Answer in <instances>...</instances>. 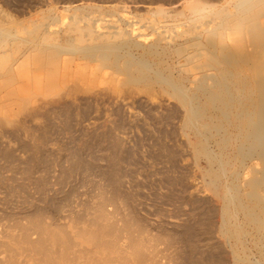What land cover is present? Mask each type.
Listing matches in <instances>:
<instances>
[{
	"label": "rangeland",
	"instance_id": "374dc122",
	"mask_svg": "<svg viewBox=\"0 0 264 264\" xmlns=\"http://www.w3.org/2000/svg\"><path fill=\"white\" fill-rule=\"evenodd\" d=\"M230 1L0 0L2 24L47 26V42L69 41L47 59L87 55L72 69L96 78L0 115V264H38L22 243L34 223L88 248L72 234L100 212L128 222L153 264H264V14L226 38L203 33L213 14L189 35L177 14ZM74 23L93 35L79 43ZM96 38L116 52H94Z\"/></svg>",
	"mask_w": 264,
	"mask_h": 264
},
{
	"label": "bare ground",
	"instance_id": "6f19581e",
	"mask_svg": "<svg viewBox=\"0 0 264 264\" xmlns=\"http://www.w3.org/2000/svg\"><path fill=\"white\" fill-rule=\"evenodd\" d=\"M231 3L229 7L221 9H214L205 4L187 3L188 13H177L178 16L188 20L189 23V29L184 32L186 33L184 35L193 34L198 30L199 27L193 24V18L196 17L203 18L208 14H213L220 22L213 29H209V26L206 25L207 28L203 33L208 36L226 38L232 37L247 25H252L264 14V0H232ZM232 8L235 11H232ZM157 13L162 17L166 15V12L162 10ZM205 24L202 25L205 26ZM73 25L69 33L74 34L75 40L79 43L85 42V36L93 35L92 27L84 29L86 34H83L82 29L76 26L75 23ZM31 27L32 29L28 30V27H19L12 22L4 25L0 21V115L2 119H7L6 116L12 110L14 111L15 106L21 108L38 95L50 93L60 85L71 84L73 87H78L81 83H90L96 79L92 77L93 73L89 70L87 64L93 61L94 58H89L87 55H85L86 58H57L54 62H50L46 56L55 57L58 56L60 51H66L69 41L64 45L47 42L49 36L44 29L47 26L36 24L35 26L31 25ZM21 32L26 33L28 40L32 43L31 47L26 48L22 44L26 40L21 38V35L19 36ZM122 33L121 31L120 34ZM176 35L178 37L184 36L183 32L180 33V30ZM87 38L89 37L87 36ZM175 38L177 37L175 36ZM15 40H20V42H15ZM94 42V52L96 53L116 52L115 47L112 46L109 40L98 42V38H96ZM236 43V47L239 48V42ZM83 49L82 47L78 48L80 54L85 53ZM76 60H86L87 66L76 65L75 70H73L72 64ZM118 63L119 59L117 58L112 66L117 67V70H115L117 74L126 76L128 82L139 83L144 80L143 76L134 74L131 64H123L119 67V65L117 66ZM113 78L116 79L114 76ZM32 225L33 230L39 234L38 240L32 242L28 235L24 234L22 243L26 246L27 251L39 258L38 264H153L151 256L147 254L145 240L134 235L130 224L128 222L124 223L125 233H122L116 226L113 217L103 212H100V215L88 227L85 226L82 230L72 234L80 240V243L88 246V248L79 250H74L72 241L68 237L60 235L56 230L40 223ZM9 264L16 263L9 261Z\"/></svg>",
	"mask_w": 264,
	"mask_h": 264
}]
</instances>
